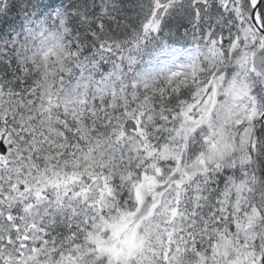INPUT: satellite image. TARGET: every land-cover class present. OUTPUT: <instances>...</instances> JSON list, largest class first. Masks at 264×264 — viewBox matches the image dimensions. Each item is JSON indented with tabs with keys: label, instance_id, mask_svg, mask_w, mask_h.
I'll return each mask as SVG.
<instances>
[{
	"label": "snow or ice",
	"instance_id": "snow-or-ice-1",
	"mask_svg": "<svg viewBox=\"0 0 264 264\" xmlns=\"http://www.w3.org/2000/svg\"><path fill=\"white\" fill-rule=\"evenodd\" d=\"M0 264H264V0H0Z\"/></svg>",
	"mask_w": 264,
	"mask_h": 264
}]
</instances>
